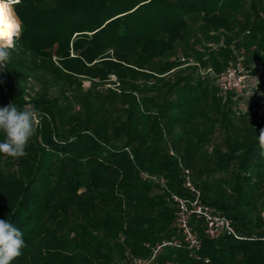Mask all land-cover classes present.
<instances>
[{
	"label": "trees",
	"instance_id": "obj_1",
	"mask_svg": "<svg viewBox=\"0 0 264 264\" xmlns=\"http://www.w3.org/2000/svg\"><path fill=\"white\" fill-rule=\"evenodd\" d=\"M14 11L22 32L0 70V108L32 106L50 119L41 120L26 156L0 154V219L25 242L11 264H121L129 255L148 257L151 246L177 234L175 206L160 183L187 195L184 169L201 200L235 229L207 239L202 222L191 218L201 260L264 264V231L254 233L248 215L264 191L258 137L264 99L257 96L253 117L229 131L225 114L241 97L229 93L222 100L216 84L208 94L204 80L211 78L192 64L219 72L242 53L249 73L263 66L264 0H20ZM30 73L75 89L78 109L44 95L25 100ZM110 75L113 89L80 94L82 79ZM257 81L255 90L264 88V67ZM217 119L227 133L209 152ZM5 139L0 132V142ZM231 166L230 198L207 176ZM166 259L203 264L186 248H163L157 260Z\"/></svg>",
	"mask_w": 264,
	"mask_h": 264
},
{
	"label": "built area",
	"instance_id": "obj_2",
	"mask_svg": "<svg viewBox=\"0 0 264 264\" xmlns=\"http://www.w3.org/2000/svg\"><path fill=\"white\" fill-rule=\"evenodd\" d=\"M192 64L197 67L199 75L215 79L220 97L225 98L231 93L244 99L253 96L256 83L253 79H258L264 67V65L258 66L254 74L249 73L245 69L241 58H236L230 65L219 72H214L211 67L202 69L197 63ZM150 178L156 180L152 176ZM160 184L168 192L167 200L175 206L174 222L177 234L151 246V252L148 257L129 255L127 260L121 264H182L172 259L157 260L159 253L166 247L175 249L186 248L192 259L208 264L209 260L207 258L201 260L198 253L202 240L192 229L190 225L191 218L202 222L201 234L207 239H216L221 235H233L235 232L233 221L226 215L217 212L213 206L201 200L200 192L192 183L187 169H184L183 179L187 195L175 194L169 191L164 183L161 182Z\"/></svg>",
	"mask_w": 264,
	"mask_h": 264
},
{
	"label": "clouds",
	"instance_id": "obj_3",
	"mask_svg": "<svg viewBox=\"0 0 264 264\" xmlns=\"http://www.w3.org/2000/svg\"><path fill=\"white\" fill-rule=\"evenodd\" d=\"M20 0H0V70L7 67L10 50L22 32V22L14 11V5ZM256 81V85L258 81ZM50 119L47 113L32 106L18 109L14 104L0 108V132L5 134V141L0 142V154L5 158H20L29 140L35 135L41 120ZM260 156L264 158V129L258 135ZM23 234L6 219H0V264H11L21 255L25 247Z\"/></svg>",
	"mask_w": 264,
	"mask_h": 264
},
{
	"label": "rangeland",
	"instance_id": "obj_4",
	"mask_svg": "<svg viewBox=\"0 0 264 264\" xmlns=\"http://www.w3.org/2000/svg\"><path fill=\"white\" fill-rule=\"evenodd\" d=\"M244 56L242 53L238 56L243 61L242 58ZM165 77H168L167 75ZM115 80V77L113 75H110L108 77V80L105 81H99L96 79L90 80L88 78L82 79L81 83V91L80 94L88 95V94H94L95 92H100L106 90V88H114V84L112 83ZM149 85L152 84V81L147 82ZM205 86H207L208 94L211 95L212 89L215 87V79H205L204 80ZM25 87V93L24 96L25 100H28V98H37L42 97L44 95L46 98H54L57 100V102L63 106H65L68 109L77 110L78 106L75 105V100L77 97L76 90L75 89H66L64 86H60L57 83L52 82L51 80L47 79L46 76L40 75L38 73H30V76L28 77L27 81L23 83ZM256 93V90L255 92ZM146 94L150 95L151 92H146ZM136 96L139 97V95L136 93ZM260 99H264V91L258 95ZM208 99V107L206 108V111L211 114L209 116H213L212 114V106L214 103H212V100ZM224 100L223 98H221ZM256 98L254 95L251 98H233L231 101V109L229 108L228 111L225 114L226 121L228 124V130L234 131L237 130L240 126L243 125V121L246 122L247 120L251 119L253 115L256 112ZM117 111H121V104L117 103ZM71 111H68L70 113ZM120 114L116 113L113 115V118H118ZM198 120L201 119V117H197ZM217 123H215V132L212 134L213 138L211 139V144L208 145L209 149L208 151L211 152L212 148H215L217 145H220V142L222 140V137L224 135V132L227 130L221 129L220 127V120L217 119ZM174 131H177V128L174 129ZM227 133V132H226ZM165 139L169 141L168 134H165ZM204 165L212 166V163L210 161H206ZM235 171V166H231L228 169L223 170L222 172L213 173L211 175L207 176V179L210 183L222 184V189L227 192L228 197L234 196L231 193V177L232 173ZM222 178H225L228 180V182L225 184L221 182ZM263 195V196H262ZM262 195L259 196V199L256 203L257 208L252 209L249 211L248 215L253 220V232H261L264 231V191H262ZM232 200V199H230Z\"/></svg>",
	"mask_w": 264,
	"mask_h": 264
},
{
	"label": "crops",
	"instance_id": "obj_5",
	"mask_svg": "<svg viewBox=\"0 0 264 264\" xmlns=\"http://www.w3.org/2000/svg\"><path fill=\"white\" fill-rule=\"evenodd\" d=\"M255 86H257L256 83H255ZM263 91H264V88H262V89H258V88H257V89H256V93L254 94V97L256 98V97H257L258 95H260V93L263 92Z\"/></svg>",
	"mask_w": 264,
	"mask_h": 264
}]
</instances>
